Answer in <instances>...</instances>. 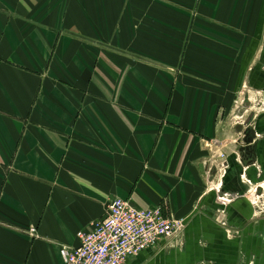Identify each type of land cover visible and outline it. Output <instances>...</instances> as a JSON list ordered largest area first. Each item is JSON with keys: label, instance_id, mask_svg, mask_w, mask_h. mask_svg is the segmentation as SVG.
<instances>
[{"label": "crops", "instance_id": "1", "mask_svg": "<svg viewBox=\"0 0 264 264\" xmlns=\"http://www.w3.org/2000/svg\"><path fill=\"white\" fill-rule=\"evenodd\" d=\"M248 180L264 0H0V264H66L115 197L186 221L125 264H264Z\"/></svg>", "mask_w": 264, "mask_h": 264}, {"label": "built area", "instance_id": "2", "mask_svg": "<svg viewBox=\"0 0 264 264\" xmlns=\"http://www.w3.org/2000/svg\"><path fill=\"white\" fill-rule=\"evenodd\" d=\"M218 158L220 161L216 160L214 167L220 183L212 190L217 193L220 204L226 207L238 197L222 193L226 154L221 153ZM248 184L245 196L264 212V181L252 183L248 180ZM218 212L217 221L226 225L225 209ZM185 225V219L167 216L161 206L137 208L129 200L115 197L110 200L102 219L78 233L80 244L63 246L61 255L66 264H125L129 258L156 246L160 240L177 236ZM35 233L36 229H32V234Z\"/></svg>", "mask_w": 264, "mask_h": 264}, {"label": "water", "instance_id": "3", "mask_svg": "<svg viewBox=\"0 0 264 264\" xmlns=\"http://www.w3.org/2000/svg\"><path fill=\"white\" fill-rule=\"evenodd\" d=\"M253 116H254L253 114L250 115V117L247 120V124H249L251 122ZM252 135L254 136V138L256 137V131L254 129L252 130ZM250 142H248V143H250ZM242 151H246L247 154H252L255 151V144L254 145H247V146L243 147ZM215 173H216V169L214 170L213 174H215Z\"/></svg>", "mask_w": 264, "mask_h": 264}, {"label": "bare ground", "instance_id": "4", "mask_svg": "<svg viewBox=\"0 0 264 264\" xmlns=\"http://www.w3.org/2000/svg\"><path fill=\"white\" fill-rule=\"evenodd\" d=\"M257 133V132H256Z\"/></svg>", "mask_w": 264, "mask_h": 264}]
</instances>
